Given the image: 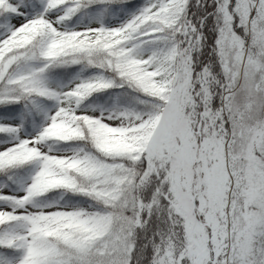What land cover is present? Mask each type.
I'll list each match as a JSON object with an SVG mask.
<instances>
[{
  "label": "snow or ice",
  "instance_id": "6c2138e0",
  "mask_svg": "<svg viewBox=\"0 0 264 264\" xmlns=\"http://www.w3.org/2000/svg\"><path fill=\"white\" fill-rule=\"evenodd\" d=\"M0 264H264V0H0Z\"/></svg>",
  "mask_w": 264,
  "mask_h": 264
}]
</instances>
